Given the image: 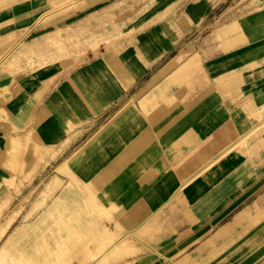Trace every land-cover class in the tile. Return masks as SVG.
<instances>
[{"label":"rangeland","instance_id":"1","mask_svg":"<svg viewBox=\"0 0 264 264\" xmlns=\"http://www.w3.org/2000/svg\"><path fill=\"white\" fill-rule=\"evenodd\" d=\"M201 1L0 0V245L15 237L14 264H264V189L183 246L163 228L174 194L127 211L114 182L209 105L227 122L205 170L264 187V0L209 14Z\"/></svg>","mask_w":264,"mask_h":264},{"label":"crops","instance_id":"2","mask_svg":"<svg viewBox=\"0 0 264 264\" xmlns=\"http://www.w3.org/2000/svg\"><path fill=\"white\" fill-rule=\"evenodd\" d=\"M221 3L222 0L216 3L205 0L198 6L200 11L207 10L209 14ZM260 54L264 52L256 55ZM48 103L51 105V101ZM208 107L204 106V112L195 114L194 110L186 116L182 130L175 134L174 140L168 139L166 145L161 143L143 152L138 150L136 156L124 162L125 167L114 178L119 186L118 198L127 211L142 209L143 198L154 201L174 194L176 197L171 205L175 208L170 211L169 222L163 228L171 237L181 236L183 246H187L190 239L194 246L205 238L210 240L217 229L228 223L234 211L252 204L264 189L263 184L257 181L240 192L234 182L230 188V169L219 170L225 175L217 180L216 166L205 170V166L217 157L214 141L217 124L227 122L226 113L217 116L216 120L215 112ZM160 207L157 206L158 209Z\"/></svg>","mask_w":264,"mask_h":264},{"label":"bare ground","instance_id":"3","mask_svg":"<svg viewBox=\"0 0 264 264\" xmlns=\"http://www.w3.org/2000/svg\"><path fill=\"white\" fill-rule=\"evenodd\" d=\"M262 55H264V54H262ZM228 79H225L226 81L224 80L223 83L227 82ZM218 87H220V84L218 85ZM44 203H45V201H42V203L40 204V207ZM83 221L84 220H82L81 222L83 223ZM17 253H19V249H18V247H16L15 237L10 235L0 245V264H14V262L16 263L15 260H17V258H16ZM27 259L29 260V262L31 264H51V261L53 258L51 259L50 255L46 254L42 259H36L34 257V255L32 254V252H29V256H27Z\"/></svg>","mask_w":264,"mask_h":264}]
</instances>
